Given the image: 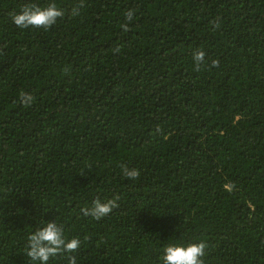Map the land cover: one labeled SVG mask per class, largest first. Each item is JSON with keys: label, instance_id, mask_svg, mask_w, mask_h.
<instances>
[{"label": "trees", "instance_id": "trees-1", "mask_svg": "<svg viewBox=\"0 0 264 264\" xmlns=\"http://www.w3.org/2000/svg\"><path fill=\"white\" fill-rule=\"evenodd\" d=\"M49 2L51 28L13 24ZM48 221L81 240L48 264H163L201 240L204 264H264V0H0V264H40Z\"/></svg>", "mask_w": 264, "mask_h": 264}, {"label": "clouds", "instance_id": "clouds-1", "mask_svg": "<svg viewBox=\"0 0 264 264\" xmlns=\"http://www.w3.org/2000/svg\"><path fill=\"white\" fill-rule=\"evenodd\" d=\"M73 14H78V8H74ZM64 15V11L57 6L55 2H49L45 6L36 3L22 5L21 11L12 15V22L20 29L43 28L45 30L51 28L58 18ZM134 18V10H128L125 14V23L121 24L124 31H128V23ZM220 27L219 21L213 22V29ZM120 51V46L113 49L114 53ZM196 68L205 63V53L197 50L193 54ZM218 60L213 59L210 67H218ZM20 100L23 104L31 105L34 97L30 93L21 92ZM121 170L126 178L136 180L139 178L140 172L135 168H128L121 165ZM119 196L107 201L96 199L92 202V206L83 209L85 216H91L96 220L109 215L113 209L119 205L117 201ZM81 246V240L78 237L68 239L64 234V227L58 225L56 221L44 222L42 227H37L32 234L28 236L26 244V254L32 261H39L40 264H48L50 258L61 253H74ZM207 244L204 241L192 242L187 245L169 244L163 250V264H204L203 257L206 255ZM68 264H77L75 256L68 257Z\"/></svg>", "mask_w": 264, "mask_h": 264}]
</instances>
